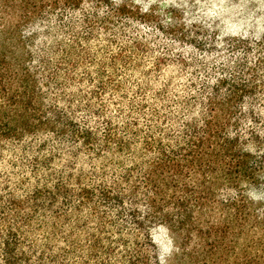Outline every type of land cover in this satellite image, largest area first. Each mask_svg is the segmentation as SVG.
<instances>
[{"label": "trees", "instance_id": "obj_1", "mask_svg": "<svg viewBox=\"0 0 264 264\" xmlns=\"http://www.w3.org/2000/svg\"><path fill=\"white\" fill-rule=\"evenodd\" d=\"M0 264H264V0H0Z\"/></svg>", "mask_w": 264, "mask_h": 264}, {"label": "rangeland", "instance_id": "obj_2", "mask_svg": "<svg viewBox=\"0 0 264 264\" xmlns=\"http://www.w3.org/2000/svg\"><path fill=\"white\" fill-rule=\"evenodd\" d=\"M152 236L159 247L160 258L162 260L166 259L168 263H171L178 240L164 227H157L153 229Z\"/></svg>", "mask_w": 264, "mask_h": 264}]
</instances>
